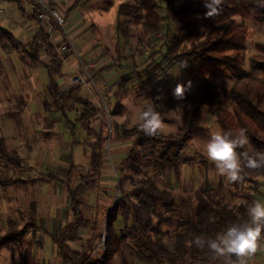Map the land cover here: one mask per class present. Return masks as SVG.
Returning a JSON list of instances; mask_svg holds the SVG:
<instances>
[{
  "label": "trees",
  "instance_id": "16d2710c",
  "mask_svg": "<svg viewBox=\"0 0 264 264\" xmlns=\"http://www.w3.org/2000/svg\"><path fill=\"white\" fill-rule=\"evenodd\" d=\"M78 0L75 1L76 5ZM262 0H223L221 11L213 17H206L203 0H133L122 2L117 7V17H137L142 14L143 37L165 32L164 43L150 57L155 62V68L167 75L166 71L174 65L180 66L190 74L198 86L194 93H186L184 100H176L173 91L178 83L155 86L148 90L146 83L138 80L139 93L144 95L161 118L172 112L181 103V118L178 130L174 134H159L147 136L139 126L123 129L118 138H128L135 132L144 136V141L131 149L129 157L133 163L141 157L146 166L153 172H171L178 178L181 168L190 162L183 151L194 138H205L208 128L198 126L203 108H212L220 101L229 102L231 109H217L213 115L220 133L237 132L246 129L248 144L238 152H247L249 156L264 155V61L257 56L248 59L249 71L243 68L245 43L248 31L244 25L236 23L241 20L264 21ZM20 14L38 25L34 38L26 44L17 42L13 36L0 31V46L3 50H13L22 53L34 68H43L47 76L45 91L50 101L43 103V111L49 115L59 114L65 120L69 113L78 116L77 123L86 133L87 148L91 172L77 178L74 164H71L67 174L61 178L58 174H50L44 181H54L65 185L70 202L65 211L64 226L50 240L56 248L57 255L64 264H95L89 251L74 250L71 245L82 241L80 231L92 229L93 224L85 218L82 212L81 198L94 188L100 177L103 163V144L107 137L103 130L107 128L102 123V131L94 127L99 112L92 103L81 96L80 88L61 90L59 80L64 72V57L60 56L52 44L50 35L46 32L35 14L26 11L22 2L13 0ZM164 10L163 16L158 12ZM178 26L171 31V24ZM257 52L264 53V44H255ZM44 55L48 61L43 62ZM158 60V61H157ZM186 66H182V63ZM166 68H163V65ZM223 73L237 77L233 86L228 89L217 80ZM252 73L260 74L254 79ZM119 87L123 86L119 84ZM22 109L11 113L15 116ZM74 143V142H73ZM0 161L6 162L10 168H20V157L13 150H8L6 141L0 136ZM246 164V161H242ZM244 180L230 183L231 197L242 199L243 204L236 209L223 203L221 187H200L195 192V206L186 216L174 219L179 210L176 197L171 190L160 188L152 177L147 174L130 179V188L123 186V180H117V195L104 214L107 227V239L102 250V262L109 264L114 255L122 253V247L131 241L137 255L146 264H215L216 258L207 249L197 248L192 241L197 236L215 237L224 232L233 223L249 220L247 209L253 201H257L258 189L254 194L241 192L242 184L258 185V179L264 178V167L248 169L244 167ZM21 183L18 180L0 179V188L7 189ZM261 193V192H259ZM35 208V206H33ZM165 215H169L165 217ZM35 211L31 212L30 222L22 228L9 222L8 229L0 237V249L15 244L26 243L23 238L30 230H40L35 221ZM120 221L121 233L117 234L115 223ZM156 221V222H155ZM166 229V230H164ZM264 237V233L262 236ZM20 261L30 264L32 257L30 244H26ZM236 258L233 257V260ZM99 264V261H96Z\"/></svg>",
  "mask_w": 264,
  "mask_h": 264
},
{
  "label": "rangeland",
  "instance_id": "374dc122",
  "mask_svg": "<svg viewBox=\"0 0 264 264\" xmlns=\"http://www.w3.org/2000/svg\"><path fill=\"white\" fill-rule=\"evenodd\" d=\"M53 1H55L53 7L63 18L62 27L72 44V47L70 46L62 57L65 60L67 58L75 59L77 62L74 70L65 76L84 74L74 54L76 51L80 55V59L91 62L94 65V69L89 72L91 80L86 82L85 87H80L81 96L88 99L96 107H103L105 104L110 112L111 133L109 134L108 130L107 132L103 130V135L107 139L103 144L102 164L106 173L103 178H109L113 183H100L98 185V193H102V197H106V193L112 196L104 199L107 200L104 212L113 202V196L117 194L116 180H123V186L129 189L130 179H136V176L142 174L152 177L160 188L172 191L179 207V210L173 215L175 220H178L181 216L191 214L195 206V192L198 188L204 186L210 188L220 186L221 199L229 208L236 209L243 204L244 201L242 199L229 195L232 188L230 182L217 173L215 165L207 159L206 154L207 142L212 134L219 132L213 113L217 109L230 110L231 104L229 102L220 101L212 108H203L198 126L208 128L209 132L205 138L192 139L188 147L183 151V156L189 159L190 162L182 166L178 178L171 172H153L151 168L146 166V162L141 157H139L137 163L131 161L129 157L130 150L138 149L137 146L144 141L142 133L135 132L125 140H119L118 138L123 129H132L139 126L140 111L146 104H149V100L139 93V79L146 83L148 90L171 82L187 85L191 81L192 86L189 92L192 94L198 86V82L194 81L190 74L180 66H172L170 70L166 71L167 75L155 68V62L150 55L164 43L165 32L143 37L141 34L142 14H139L136 18H118V5L122 2L132 3L133 0H78L76 5H74L76 0ZM24 7L29 11L28 6ZM158 14L163 16L165 12L160 10ZM235 20L237 24L244 25L248 31L243 58V68L248 73L250 72L248 59L251 56H257L261 61H264V53L257 52L254 47L255 44H264V21H251L250 19L243 21L238 17ZM177 26L176 23L171 24L170 28L173 33ZM60 32L62 31L60 30ZM62 42L59 39L53 44L57 46ZM12 57L11 61H9V66L11 65L13 68L18 69L17 72L20 79L17 77V81L19 80L23 90L24 99L20 98L18 99L19 101H16L11 97V92L5 89L6 81H3L4 85L1 83V97L7 104L0 107V113L2 114L3 112L4 117L0 118L2 120L0 122V135L6 139L8 148L13 146L12 137L17 134L15 131L35 132L36 135L41 134L44 130V132L52 131V129H48L47 125L49 123L47 122L46 124L38 116L42 115L47 118L46 120L58 116H51L43 111L42 103L50 101L45 91L47 77L44 69L30 67L25 57L20 54L17 56L12 55ZM46 61L44 59V62ZM163 68H166L165 64ZM20 72L24 74L21 75ZM26 74L35 80L36 89L34 91L25 79ZM252 76L254 79L261 77L257 73H252ZM236 79L237 77L232 74L223 73L217 81L221 82L229 91ZM104 84H106V87L103 86ZM119 84L123 87L120 88ZM66 88L69 89L70 87L67 86ZM27 104H29L28 107ZM181 106L182 104L178 103L172 112L161 118L164 127L160 134H174L178 130ZM19 109H22V112L20 117L11 122L12 129L5 114L17 112ZM27 115L33 116V118L27 121L25 119ZM7 117L10 119L9 116ZM77 119L78 116L72 112L67 115L66 120H62L61 126L67 129L69 135L66 137L63 134H59V139L63 145L65 143L71 144L72 141L77 143L71 150L76 152L75 162L82 168V171L78 173L79 177L85 174L90 167L88 156L81 154L82 147H84L82 145L87 141V135L79 127ZM4 120L5 122L3 123ZM102 123L99 115L97 121L94 122V127L102 131ZM45 124L47 126L46 129ZM49 138L51 139L49 142L52 144L53 140L51 137ZM21 154L25 163H27L26 151L21 152ZM41 156L38 153L35 156L39 166L35 161H30L39 169L36 172H32L33 175L30 176L27 171H10L9 165L0 161V179H31L32 177H46L50 174H58L61 178L64 177L65 166L57 163L52 167L49 164L53 163L51 162L52 159L50 162L44 163L43 160L41 161ZM38 185H41V183H38ZM49 186V188H43V186L31 188V185H18L7 190L0 189V237L5 235L9 222L18 228H22L26 223L30 222L33 209L36 214L33 222L46 231L44 233L38 230H30L23 238V242L30 244L29 251L33 259L30 264H64L56 253V248L50 240L49 232L57 233L62 227L63 212L68 205L69 199L60 185L50 184ZM253 188L259 190L256 195L257 200L264 202V178L258 179V185L242 184L240 190L241 192L243 190L254 194ZM94 195V192L91 191L82 199L84 216L93 222V227L81 233L82 241L78 245H71V247L77 251H89L91 249L92 262L96 264V261L102 256V248L99 244L103 235L105 234L107 238L108 233L104 222V212L98 217L96 216V206H94L93 201L98 200L94 198ZM100 202L99 199L98 204ZM167 216L169 215H165V217ZM114 226L117 234H120L122 231L120 221H117ZM25 245L21 246V243L16 241L15 244L0 249V264H22L20 257L22 251L26 249ZM109 264L146 263L137 255L136 248L132 245V242L127 241L125 246L122 247V253L114 255ZM215 264H223V258H216ZM245 264H264V237L258 241L257 252L245 258Z\"/></svg>",
  "mask_w": 264,
  "mask_h": 264
},
{
  "label": "crops",
  "instance_id": "0c3cea01",
  "mask_svg": "<svg viewBox=\"0 0 264 264\" xmlns=\"http://www.w3.org/2000/svg\"><path fill=\"white\" fill-rule=\"evenodd\" d=\"M18 1H20V0H18ZM20 2H22V1H20ZM0 7L4 10V14L2 16H0V31H5V32L10 33L13 36V38L17 42H19L21 44H26L29 41H31L32 38H34L35 34L38 31V25H36L34 22L29 21L26 18H24L20 14V12L17 10V7L13 3V0H0ZM57 37H58V35H56V34H54V36H52V37L50 36L52 44H53V42H55V40H57ZM8 52H10L11 54L9 53V55H7ZM19 54L22 57H24V55L22 53L13 51L12 49L9 50V51H5L0 46V85H1V83H2V85H4L3 81H6L5 89H7V90H9L11 92V97H13L16 101L18 99H20V98L24 99L23 90H22V88L20 86L19 80L17 81V77L18 78L20 77L19 73L17 72L18 69L13 68L11 65L9 66V64H10L9 61H11V59L13 58L12 55H14V56L16 55L17 56ZM41 59H42L43 62H44V59H46L48 61V59L44 55L41 56ZM77 60L79 62L78 58H77ZM76 65H77V62H76L75 59H68L67 58V60H65V58H64L63 68H62V70L64 72V75H63L62 79H60L59 82H58L61 90H63V91H65V90H74V89H70V88L67 89L66 88L67 84H66V79H65L66 76L65 75H67L72 70H74ZM30 67H32V66L30 65ZM23 74L24 73H21V75H23ZM45 74H46V72H45ZM25 79L29 82L28 83L29 86L34 91V89H36L34 78H31L30 76H27V74H26ZM46 84H47V80L45 82V86H46ZM7 90H6V92H7ZM2 98L3 97H1V93H0V107H2L3 105L7 104V102L4 99H2ZM26 102H24V103H26ZM22 106H23V103H22ZM24 106H26V105H24ZM28 106H29V104H27V107ZM42 107H43V103H42ZM19 110H17V111H19ZM21 112L17 113L15 116H13L11 113L10 114L9 113L5 114L6 115L5 117H6V119H8V122H9L10 127L12 129H13V126H12L11 122L14 121L15 119H17L18 117H20ZM53 115H55V116L58 115V116L57 117H51L50 120H46L47 118H45L42 115L38 116L39 119H41L46 124H47V122L49 123L47 125L49 127L48 129H50V130L52 129V131L44 132L45 131L44 130L39 135H36L35 132L25 133V132H22V130H20V132H16L15 131V133H17V134H16V136L12 137V140L14 141V143L12 142L13 146L11 148H8V145H7V142H6L7 149L15 151L17 153V155L20 157V165H21V167L20 168H10L11 169L10 171H13V170L27 171V172H29V176L33 175L32 172H36V170H39V169H38V167L35 164L33 165V163H30V161H35V163L39 166V162L37 161V157H35L37 155V153H38V155H42L41 156V161L43 160L44 163H48L52 159L51 162H53V163H49V164L52 165V167H53L54 164H57V163L65 166L66 171H65L64 176L67 174L68 169H69L71 164H74L77 167V169H76L77 178H79V177L84 175L83 174V175L78 177V173L82 171V168H80L81 166H79L75 162V153L76 152L71 150V149H73L75 147V145H77V143L72 141L71 144L65 143L63 145V143L59 139L60 138L59 134H63L66 137H68V135H69L67 133V129L63 128L61 126L62 125L61 124L62 120L64 118L61 117L59 114H53ZM53 115H51V116H53ZM7 116H9L10 119ZM2 117H3V112H2V114L0 113V118H2ZM31 118H33V116H29V115L25 116V119L27 121H30ZM1 121L2 120H0V122ZM4 122H5V120L3 121V123ZM46 124H45V129L47 128ZM20 127H22V126H20ZM49 137L52 138L54 144L53 143L51 144L49 142L51 140ZM2 138L6 141V139L4 137H2ZM125 139H127V138H123V139L119 138V140H125ZM82 146H84V147H82L83 150H82L81 154L85 155L86 157L88 156L89 167H90L89 170L85 174H89L91 172V164H90L89 154H88L86 146L85 145H82ZM55 147H56V149H55ZM39 150H40V153H39ZM24 151H26V154H27V163H25V161L23 159V156L21 154V152H24ZM54 151H55V153H54ZM55 155H56V157H55ZM103 169H104V165L102 164L100 177L96 181V184H95L94 188L91 189L90 191H88L81 198V202H82V199L89 192H91V191L94 192V194H95L94 198H96L98 200V201H95V200L93 201V203L95 204L94 206H96V212H97L96 216L97 217L100 214H103V212H104V209H105V206H106L105 202L107 201V200H104V199H106L108 197H112L111 194H109V193L105 194L106 197H102V193H98V188H99L98 185H100V183H113V181H111L109 178H103L104 175L106 174ZM116 174H117V172H116ZM44 178L45 177H41V178L32 177L31 179H25V178L16 179V180L20 181L21 183L12 185L11 187L18 186V185H21V186L31 185V188H35V187L39 188V186H43V188H49L50 184H52V185L58 184L64 189V192L66 193V195H67V197L69 199V202H70V198H69V195H68V192H67V189H66L65 185H63V184H61L59 182H54V181H44V180H42ZM12 180H14V179H12ZM117 180H116V184L118 182ZM38 183H41V185H38ZM11 187H9V188H11ZM9 188H7V189H9ZM0 189H2V188H0ZM7 189H3V190H7ZM116 192H117V187H116ZM116 195H114V196H116ZM98 197H100V198H98ZM99 199L101 201L100 204H98L99 203ZM69 202H68V205H69ZM67 206H66V208H67ZM66 208L64 209V212H63V224H62V227L60 228V230L57 233L49 232V236H53V235L58 234L61 231V229L63 228L64 221H65ZM82 212L84 214L83 205H82ZM85 218H87V217H85ZM87 219L90 220L89 218H87ZM92 224H93V222H92ZM37 226L40 228V230H39L40 232L46 233L44 228H42L39 225H37ZM86 231L87 230L82 229L80 231V236L82 235L81 233H84Z\"/></svg>",
  "mask_w": 264,
  "mask_h": 264
},
{
  "label": "clouds",
  "instance_id": "9594fccd",
  "mask_svg": "<svg viewBox=\"0 0 264 264\" xmlns=\"http://www.w3.org/2000/svg\"><path fill=\"white\" fill-rule=\"evenodd\" d=\"M223 0H203L206 17L218 15ZM261 7H264L262 0ZM182 66H186L183 62ZM191 81L177 84L173 96L176 100H184L191 89ZM139 128L147 136H157L164 127L159 112L151 104H146L139 114ZM246 129L237 132L225 131L212 134L206 144L207 159L215 165L219 175L230 183L244 180V167L258 169L264 167V155L249 156L247 152H238L248 144ZM246 161V164H242ZM247 222L233 223L224 232L215 237L197 236L192 243L200 249H207L214 258H223V264H245V258L255 254L258 241L264 233V202L253 201L247 209ZM233 257L236 259L233 260Z\"/></svg>",
  "mask_w": 264,
  "mask_h": 264
},
{
  "label": "built area",
  "instance_id": "2783aa9c",
  "mask_svg": "<svg viewBox=\"0 0 264 264\" xmlns=\"http://www.w3.org/2000/svg\"><path fill=\"white\" fill-rule=\"evenodd\" d=\"M22 7L25 9L24 6H28L29 12L35 14L36 18L41 22L46 32L52 37L54 34L58 33V37L56 41L61 39L63 42L60 45H55L57 53L61 56L66 53L69 47L72 45L70 38L66 34L65 30L63 29V18L61 15L55 11L53 4L55 1L53 0H22ZM26 10V9H25ZM27 11V10H26ZM4 14V10L0 7V16ZM60 30L62 32H60ZM54 42V43H55ZM72 47V46H71ZM75 56L79 59V64L81 69H83L84 74H76L74 76L65 77L66 84L70 89L85 87L86 82L91 80L89 72L94 69V65L91 62L83 61L80 59V55L78 52H74ZM106 87V84L103 85ZM93 105V104H92ZM95 109L99 112L101 116V120L103 125L111 133V123H110V112L107 109L106 105L104 104L103 107H96L93 105ZM106 236L105 234L102 237V240L99 246L104 249L106 243ZM99 264L102 262V256L99 258Z\"/></svg>",
  "mask_w": 264,
  "mask_h": 264
}]
</instances>
